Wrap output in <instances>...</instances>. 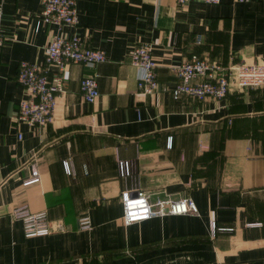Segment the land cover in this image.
Wrapping results in <instances>:
<instances>
[{
  "label": "crops",
  "instance_id": "0c3cea01",
  "mask_svg": "<svg viewBox=\"0 0 264 264\" xmlns=\"http://www.w3.org/2000/svg\"><path fill=\"white\" fill-rule=\"evenodd\" d=\"M1 1L0 264H264V85L232 83L222 98L173 95L177 66L193 53L224 65L264 61V0H77L78 26L38 30L40 0ZM59 31L77 32L107 59L67 66L50 123L20 121V63H45ZM142 42L153 45L156 93L139 89L131 62ZM93 72L100 94L88 102L80 81ZM34 166L41 178L25 185ZM138 186L151 202L191 197L199 213L126 224L122 192ZM23 204L47 212L51 233L25 235L13 214Z\"/></svg>",
  "mask_w": 264,
  "mask_h": 264
},
{
  "label": "built area",
  "instance_id": "2783aa9c",
  "mask_svg": "<svg viewBox=\"0 0 264 264\" xmlns=\"http://www.w3.org/2000/svg\"><path fill=\"white\" fill-rule=\"evenodd\" d=\"M42 13L37 20L36 30L43 23H56L60 28L63 25H77L79 13L77 0H40ZM185 3L190 0H178ZM209 3H218L221 0H202ZM4 3L0 0V47L8 36L3 28ZM201 41V37H198ZM107 59L104 48L93 47L86 44L85 40L77 33L66 35L57 32L51 36L45 47V63L22 61L17 74L18 81L23 85L25 96L20 100L17 119L32 125L45 126L54 116L58 97L66 92V77L64 71L72 62H82L90 67ZM131 62L139 69L138 87L146 93L159 91L157 78V61L153 54L152 43L142 42L136 44L131 51ZM56 70L51 75L50 67ZM178 82L173 88L174 97L182 94L192 95L199 99L209 96L222 98L227 95L232 83L239 86L264 85V61H234L228 65L220 61L211 60L199 53H193L190 58L177 66ZM83 97L88 102H93L100 94L98 73L86 74L80 81ZM120 168L124 175H130L128 160H120ZM67 173H72L68 160L64 161ZM41 178L39 169L32 168V174L24 179L23 183L30 184ZM125 189L122 192L124 213L122 220L126 224L150 218L153 215L168 213H199L196 201L191 197L160 198L151 202L148 193L138 186ZM16 217L24 222L25 235L28 237L47 235L51 233V223L46 211H32L26 204L15 208ZM259 222H256V224ZM213 232L217 228L213 220ZM80 226L83 229L92 227L90 215L80 217Z\"/></svg>",
  "mask_w": 264,
  "mask_h": 264
}]
</instances>
